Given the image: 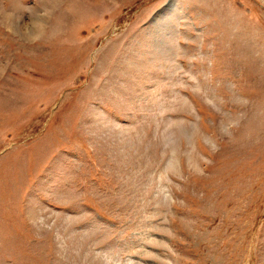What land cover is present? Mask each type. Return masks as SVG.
<instances>
[{
    "label": "rangeland",
    "instance_id": "1",
    "mask_svg": "<svg viewBox=\"0 0 264 264\" xmlns=\"http://www.w3.org/2000/svg\"><path fill=\"white\" fill-rule=\"evenodd\" d=\"M0 264H264V0H0Z\"/></svg>",
    "mask_w": 264,
    "mask_h": 264
}]
</instances>
